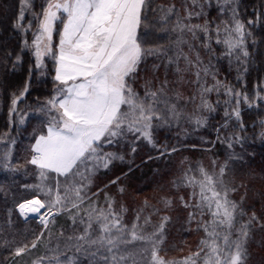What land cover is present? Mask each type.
Here are the masks:
<instances>
[{"label":"trees","instance_id":"1","mask_svg":"<svg viewBox=\"0 0 264 264\" xmlns=\"http://www.w3.org/2000/svg\"><path fill=\"white\" fill-rule=\"evenodd\" d=\"M48 1L0 0V264H264V0L232 2L246 36L231 54L221 0H144L141 57L125 82L147 134L123 121L93 146L100 161L84 151L64 174L45 170L47 197L32 186L41 169L31 156L63 85L54 54L66 21L39 65ZM55 193L62 210L46 227L19 214ZM105 230L120 236L112 252Z\"/></svg>","mask_w":264,"mask_h":264},{"label":"rangeland","instance_id":"2","mask_svg":"<svg viewBox=\"0 0 264 264\" xmlns=\"http://www.w3.org/2000/svg\"><path fill=\"white\" fill-rule=\"evenodd\" d=\"M221 1L223 10H227L229 18L231 17V24L227 26V31L222 37L228 54H231L236 49L244 48L246 30L234 15L232 7L234 0ZM143 2L144 0H49L47 2L34 42V54L38 64H42L45 57L53 53L55 24L63 15H66L61 39L56 44L58 52L54 54L57 58L56 77L63 84V80L68 77L77 78L90 75L98 78V84H103L100 91L104 93L105 83L110 82V96L113 98L111 103L113 108L105 114L100 113L97 103L94 102L95 104L91 106V113L88 114V120H81L77 129L73 131L76 124L67 119L58 104L57 95L62 96L65 93V85L60 86L61 89L57 95L49 101L47 110L49 113L46 116L49 123L45 125L44 129L47 131L49 126L58 130L66 129L65 131L70 132V144H53V148L57 152L52 155V157H56L55 160L60 156L64 157V150L78 148V153L87 151V156L89 155L92 161L93 158L100 161L98 152L93 146L99 143L104 134H115V128L120 126L123 121L146 131L149 118L145 116L142 105L134 98L133 92L127 88L125 82L141 57L137 34ZM134 25L136 33L133 37ZM107 80L109 81L106 82ZM123 104L125 108L117 115ZM144 133L147 134V131ZM45 140L43 135H40L33 145L34 153L31 156V162L41 169V175L38 177V185L32 186L38 188L40 194L48 197L51 191L48 187L45 170L50 168L43 166L40 155H37L35 151V149H39V145L45 143ZM74 143H76V147ZM209 191L211 202L217 209L216 213L228 223L231 215L230 209L214 192L213 187ZM62 205L61 196L55 193L48 202L44 198L36 196L22 202L17 209L25 220L35 218L39 224L46 227L51 218L61 212ZM104 217L109 218V214H105ZM109 224H115L114 227H116L119 223L118 220L109 219ZM114 235L110 230H105L101 237V241L109 246L111 252L114 249L113 243L120 239V236ZM132 236L140 238L134 233ZM91 254H96V251Z\"/></svg>","mask_w":264,"mask_h":264},{"label":"crops","instance_id":"3","mask_svg":"<svg viewBox=\"0 0 264 264\" xmlns=\"http://www.w3.org/2000/svg\"><path fill=\"white\" fill-rule=\"evenodd\" d=\"M108 81L109 80L106 82ZM63 82L65 85V93L59 97L58 104L67 119L76 124L73 127V131L77 129V125L81 120H88V114L91 113V106L95 104L94 102L97 103V108L102 114L108 113L110 109L113 108L111 106L113 98L110 96V82L105 83V93L100 91L102 90L100 87H102L101 85L103 84H98V78H94L90 75L77 78L68 77L64 79ZM65 130L66 129L58 130L49 126L47 135L43 136V138L46 139L45 143L39 145V149H35L37 155H40V160L43 162V166L56 170L62 174L68 172L83 153V151L78 153V148L75 150L68 148L63 151L64 157L60 156L57 160H55L56 157H52L53 153H57L53 148V144H70V132ZM74 145L76 147V143H74ZM64 160L65 162H62Z\"/></svg>","mask_w":264,"mask_h":264},{"label":"snow or ice","instance_id":"4","mask_svg":"<svg viewBox=\"0 0 264 264\" xmlns=\"http://www.w3.org/2000/svg\"><path fill=\"white\" fill-rule=\"evenodd\" d=\"M135 33H136V26L134 25L133 26V29H132V35H133V37L135 36ZM154 259H157V257L154 255V257H153ZM241 257H240V255H239V253H237V255H236V258L235 259H240ZM159 259V264H163V259L162 258H158Z\"/></svg>","mask_w":264,"mask_h":264},{"label":"bare ground","instance_id":"5","mask_svg":"<svg viewBox=\"0 0 264 264\" xmlns=\"http://www.w3.org/2000/svg\"><path fill=\"white\" fill-rule=\"evenodd\" d=\"M97 10H98V9H97ZM97 10H96V11H97ZM59 155H60V154H59ZM57 156H58V155H57Z\"/></svg>","mask_w":264,"mask_h":264}]
</instances>
